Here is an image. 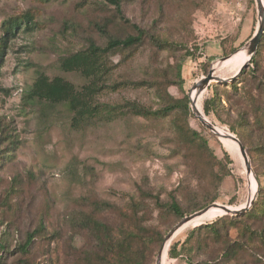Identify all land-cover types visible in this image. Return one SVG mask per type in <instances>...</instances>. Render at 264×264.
I'll use <instances>...</instances> for the list:
<instances>
[{
	"label": "rangeland",
	"instance_id": "obj_1",
	"mask_svg": "<svg viewBox=\"0 0 264 264\" xmlns=\"http://www.w3.org/2000/svg\"><path fill=\"white\" fill-rule=\"evenodd\" d=\"M119 1L122 16L106 0H0V264H75L93 241L73 231L71 217L97 212L100 204L104 223L116 226L119 213L133 212L146 230L162 236L158 247L146 246L145 264H156L166 235L180 221L164 205L174 201L187 216L214 203L237 208L258 184L248 212L259 188L264 191V34L234 88L210 83L197 95L203 113L204 101L217 92L218 118L203 115L242 137L250 176L238 150L205 129L190 107L195 85L210 71L230 79L245 63L227 61L256 34V0ZM14 21L22 24L9 31ZM132 25L144 38L106 56L108 87L95 97L96 104L119 108L117 114L103 112L77 127L66 105L31 95L39 75L61 77L80 90L88 81L62 72V59L90 44L104 47L111 38L135 35ZM185 96L190 112L175 104ZM128 103L160 114L134 116L123 109ZM217 215L224 214H207ZM223 227L249 254L224 261L206 237L184 248L190 229L164 245L162 264H264V240L256 237H264V218L227 220ZM245 229L254 234L239 238ZM30 234L33 240L23 248ZM175 242L179 255L172 259L168 250Z\"/></svg>",
	"mask_w": 264,
	"mask_h": 264
},
{
	"label": "trees",
	"instance_id": "obj_2",
	"mask_svg": "<svg viewBox=\"0 0 264 264\" xmlns=\"http://www.w3.org/2000/svg\"><path fill=\"white\" fill-rule=\"evenodd\" d=\"M106 1L114 7L117 16H122L119 0ZM30 21L31 18L26 15L23 21L25 22L26 28H29L28 25L30 24ZM21 24L22 23H18L17 21L10 23L9 31L19 29ZM132 29L134 30L135 35H127L125 38H111L107 41L104 47L90 44L86 49L75 52L62 59L60 63V69L62 72L78 73L88 81L87 85L83 86L80 90H76L71 83L65 81L61 77H55L49 80L44 75H39L31 88V95L38 99H43L53 105H66L68 110L73 114V125L77 127L82 126L87 123V121L101 115L103 112L106 115L117 114L119 108L96 104L95 97L108 87L106 85L105 76L107 75V71L104 62L106 56L116 51H124L132 48L140 44L144 38L145 32L143 30H140L135 25H132ZM190 56V53L186 55V57ZM253 62V60H250V64ZM177 76H179L180 79L177 86L178 88H182L183 79L181 78L179 69L177 70ZM230 83H220L218 85L225 88H234V85H232L233 81ZM213 88L216 89L218 87L216 86ZM216 98L217 92H213L212 97L204 101L203 113L205 116L213 114L218 118V113L215 110ZM200 100L201 97L196 105L199 112L203 115L199 104ZM175 104L184 108L185 111L190 112L187 96H185L182 101H175ZM170 106L171 107L167 106L164 108L165 114L169 113L171 108L174 107V105ZM123 109L129 114L141 117H147L148 115L158 116L160 114L159 111H146L133 103L126 104ZM192 133L195 134L194 132ZM229 133H233L246 150L242 137L231 127L229 128ZM256 178L258 177L256 176ZM155 205L159 206V208H164L166 206L168 212L177 219L181 220L183 217L187 216L181 212L177 203L174 201H171L163 207V204H160L156 199ZM103 206H105V204L97 205V212L87 213L85 211H79L77 215L71 217V223L74 226L73 231L77 233H86L93 241L92 245L89 247V251L83 257L77 259L75 264H145L147 244L154 243L156 247H158L162 243V236L159 235L157 237L150 231L146 230L133 212L126 211L124 213H119L121 219L116 226L104 223L99 218L101 212L104 210ZM203 217L208 219L206 221L207 223L195 226L194 228L184 227L185 229L179 233L180 235L175 236L172 241L192 229L187 234L186 240L181 243V246L184 248L189 246L190 250V242H192L195 237H206L205 240L213 241L218 245V251L224 261H229L242 254H249L248 248L243 242H232L228 239V230L224 229L223 224L227 220L231 223L242 219L259 221L264 218V191L259 188L256 201L253 203L252 208L243 215L233 218L224 215L208 217L206 214ZM246 232L250 235L254 234L253 232H249L248 229H245L239 234V238H243L245 235L244 233ZM33 235L34 234H30L27 236L23 248L29 246L30 242L33 240ZM256 237L260 242L264 240L263 235H257ZM178 245L179 242H175L170 246L168 250L169 258L173 259L179 255L177 251Z\"/></svg>",
	"mask_w": 264,
	"mask_h": 264
},
{
	"label": "water",
	"instance_id": "obj_3",
	"mask_svg": "<svg viewBox=\"0 0 264 264\" xmlns=\"http://www.w3.org/2000/svg\"><path fill=\"white\" fill-rule=\"evenodd\" d=\"M256 5H257V10H258V15H259V19H260V23L258 25V29L256 31V34L254 36L253 39H251V41L248 44V50H249V58L248 60L238 69L237 73L231 77L230 79H223V78H219V77H214L213 76V71H210L207 76L203 79H201L196 85H195V89L196 92L198 94L202 93V91L208 87V85L210 83H229L234 81L240 74L241 72L247 67L251 56L256 52L257 46L259 44L261 35L264 33V1L263 0H256ZM225 59H223L222 61H224ZM191 110L194 113V109L192 107V105L190 106ZM196 119L200 122V124L207 129L208 131H210L212 134H214L217 138L222 137L223 139H227L230 140L234 143L237 144L238 149H239V153L243 159V162L245 164V169H246V173L247 174H252V170H251V166L249 163V159L246 153L245 148L243 147V145L240 143V141L232 134L230 133H221L217 130V128L215 126H213L209 121H207L203 116H196ZM256 188L258 189V184H256ZM257 189L255 191V194L252 196L251 199H249L247 206L240 209V210H231L230 208L223 206V205H218V204H211L210 206L195 212L191 215L185 216L183 217L166 235L164 243L160 249V251L158 252L157 255V260H156V264H159V259H160V255H161V251L163 250V247L166 243L170 242L172 240V238L175 236V234L182 228L193 224L194 226H198L203 224L202 222H200V219L210 210V209H220L224 216H238L239 214H242L244 212L247 211L248 207L251 205V203L253 202V200L255 199V195L257 193Z\"/></svg>",
	"mask_w": 264,
	"mask_h": 264
},
{
	"label": "bare ground",
	"instance_id": "obj_4",
	"mask_svg": "<svg viewBox=\"0 0 264 264\" xmlns=\"http://www.w3.org/2000/svg\"><path fill=\"white\" fill-rule=\"evenodd\" d=\"M241 54V57L239 56ZM249 50L248 49H246V50H242V51H240V53H238V54H236V55H234L232 58H230L227 62H231V61H237V62H239V63H241V64H243L244 62H246L247 60H248V58H249ZM229 58V57H228ZM227 58V59H228ZM226 59V60H227ZM225 61V60H224ZM221 62H223V61H220L219 63H221ZM197 95H198V93L196 92V91H194V96H193V101H192V107H193V109H194V112H195V114H196V116H203L200 112H199V110L197 109V105H196V103H197ZM204 117V116H203ZM205 118V117H204ZM206 119V118H205ZM207 120V119H206ZM208 121V120H207ZM216 127V126H215ZM217 128V127H216ZM217 130L219 131V132H221V133H225V132H223V131H221V130H219L218 128H217ZM219 138H221L223 141H225L226 143H228L229 145H231L232 147H234L236 150H238V152H239V149H238V146H237V144L236 143H234V142H232V141H230V140H227V139H223L222 137H219ZM247 176H250V174H247ZM255 193H253V195H254ZM252 195V196H253ZM252 196H251V198H252ZM250 198V199H251ZM219 205V204H218ZM247 206V204H245V205H243V206H241V207H237V208H230L231 210H240V209H242V208H244V207H246ZM213 210H216V211H219V212H221V213H223L220 209H210L206 214H208L209 212H211V211H213ZM205 214V215H206ZM201 222V221H200ZM203 223V222H202ZM190 225H193V224H190ZM189 226V225H188ZM193 228L195 227V226H192ZM176 235V234H175ZM173 239V238H172ZM171 242V241H170ZM170 242H168L167 243V245L170 243ZM163 255H164V250H162L161 251V255H160V259H159V264H162V258H163Z\"/></svg>",
	"mask_w": 264,
	"mask_h": 264
}]
</instances>
